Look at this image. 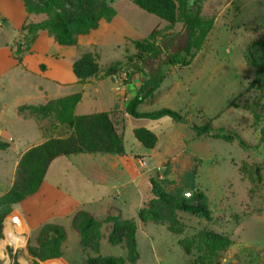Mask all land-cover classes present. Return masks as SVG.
Masks as SVG:
<instances>
[{
    "label": "rangeland",
    "instance_id": "obj_1",
    "mask_svg": "<svg viewBox=\"0 0 264 264\" xmlns=\"http://www.w3.org/2000/svg\"><path fill=\"white\" fill-rule=\"evenodd\" d=\"M106 4L112 6L118 15L126 18L127 23L132 22L133 30L128 24L126 27L131 30L130 34L134 38H145L151 30H158L159 35L155 40L159 44L160 35L175 33L181 28L180 22L171 25L144 11L130 0H106ZM199 4L200 15L211 18L213 27L203 45L195 50L196 58L184 69L186 71L182 76L189 73L191 81L180 88L182 90L178 93L175 87L169 92L160 93L151 101L143 103L140 110L151 111L169 107L180 111L188 119L185 127L190 126L192 122L202 124L210 120L214 127H223L236 132L243 141L251 145V148L242 146L238 139L227 142L210 135L193 137L204 149V160L201 161L196 176L188 174L189 171L183 175L177 174V184L169 181L166 186L176 195H184V192H181L184 189L190 190L189 196L184 195L186 198L195 190L203 191L207 197L211 218L206 220L197 215L177 211V219L182 228L180 234L169 232L167 224L163 222L149 220L140 223L136 217L137 193L134 189L131 192V189L127 188L130 193L118 198L119 200L115 202V210L121 213V217L132 218L136 222V247L139 258L134 263L127 261L124 244L112 245L106 241L108 226L105 223L101 225L102 236L98 251L99 255L124 258V264H194L195 251L184 252L179 246V241H188L201 230H212L230 238L231 243L218 264H264V108L262 107L264 92L257 88L245 91L247 82L254 76V68L246 63L243 57L246 46L256 37L264 35V0H199ZM115 28H119L118 24H115ZM181 42L180 38H176L171 50L179 49ZM113 43V48L101 46L100 43L88 47L91 52L95 50L94 53H98V64L102 71L110 66L117 71V76H120V73L126 69H142L138 66L141 64L144 70L156 69L159 66L160 71L166 74L173 66L169 63H159L151 54H145L143 59H138L131 39L122 43L119 41ZM162 56L165 57L163 54ZM124 76L126 77L125 74ZM121 81L124 82V79L121 78ZM117 85L121 87V84H117L113 78L105 83L107 96L102 103L103 108L112 105L111 97L121 96V90L118 87L114 88ZM110 86L112 89H109ZM68 88L76 91L80 87L67 86L62 88L60 93H68L70 91ZM83 91L84 98L76 112L92 113L98 110L101 105L94 103L91 98L92 90L86 87ZM9 95V92L5 93L2 100H8ZM192 96L194 99L188 101ZM234 97H236L235 104L239 105L236 108L228 106L229 101ZM122 100L119 98L117 104L123 103ZM126 102L127 100L123 104ZM245 102L260 103V107L253 111L245 110L242 108ZM127 119L133 121V124L137 122L144 126L154 123L153 128L157 132L162 131L168 124L176 123L169 117H163L161 122L136 119L131 116ZM188 129L190 132L193 131L191 127ZM185 136L187 137V135L183 137ZM123 141L127 152L142 154L144 147L133 134L126 133ZM197 148L203 150L201 147ZM148 154H145L148 165L154 164L158 158ZM78 164L79 161L76 159L59 156L47 173V180L51 182L53 188L55 187V194L61 200L57 210L67 213L70 212L69 210L73 212L85 210L92 212L99 220L102 216L97 211L101 208L100 203L87 201L90 195L97 192L88 182L85 174L80 171ZM149 166L142 168L137 163L134 165L135 173L144 171L146 175V178L140 181V188L146 196L143 204L152 196L148 179L161 181L163 175V164L151 168ZM255 166L259 168L260 182L252 177ZM10 176L9 163L4 170L0 169V178L6 184ZM105 190L101 188L99 192ZM42 206L33 209V212H37L36 217L32 215L28 217L27 242L25 247L15 251L13 264H83L87 252L81 249L78 233L71 226L69 216L61 217L55 212L52 213L53 218L49 217L47 222L58 223L66 234L65 244L64 242L62 244V256L39 261L30 255L28 246L36 244V235L44 224L41 219L48 215V210L52 211L51 205L45 211ZM15 212L17 217H20L15 209L9 215ZM10 220L11 218L8 217L6 233L10 227ZM88 253L95 255L94 252Z\"/></svg>",
    "mask_w": 264,
    "mask_h": 264
},
{
    "label": "trees",
    "instance_id": "obj_2",
    "mask_svg": "<svg viewBox=\"0 0 264 264\" xmlns=\"http://www.w3.org/2000/svg\"><path fill=\"white\" fill-rule=\"evenodd\" d=\"M144 11L153 14L173 25L180 22L181 28L175 32L159 36V44L155 37L158 30H151L145 38L132 39L136 57L143 59L151 54L159 63L185 65L195 50L199 49L213 27V20L200 15L199 0H130ZM25 11L32 18L23 23L16 39L10 46L11 54L18 62L22 55L30 50L39 30H46L57 49L77 48L79 37L89 34L99 26L100 20L110 21L116 14L114 8L106 4V0H22ZM40 16V19L36 18ZM35 17V18H33ZM4 20V19H2ZM182 40L181 47L171 50L174 40ZM165 55L164 56H162ZM98 54L86 51L72 62V72L78 82L85 83L88 78L97 76L101 71ZM243 57L254 68V76L247 82L245 91L257 88L264 92V35L253 39L245 48ZM43 67V65H41ZM131 69V68H130ZM137 70V68H132ZM126 69L129 79L133 73ZM103 76L117 75L112 67L103 70ZM165 74L159 66L142 81L135 95L125 104V112L136 119L156 120L169 117L176 122L187 123L188 119L180 111L169 107H161L151 111H140L138 106L159 87ZM240 96V95H238ZM81 93H73L61 98L49 100L38 106H20L19 111L29 110L38 117L52 116L57 122L71 128V133L62 137H52L27 149L20 157L14 179L10 188L0 196V238L2 237L3 220L14 207L31 196L40 188L47 168L59 156L78 153H101L124 155L126 150L123 137L117 132L111 113L98 111L86 114H75L74 107L80 100ZM235 98L229 101V107H238ZM260 103H243L242 108L253 111ZM264 108V103L262 104ZM196 137L210 135L227 142L238 139L239 143L251 148L231 129L214 127L210 120L202 124L190 123ZM134 138L145 148H152L157 137L145 127L133 129ZM9 143L0 139V150L8 148ZM252 177L260 182V173L254 167ZM151 198L137 210L138 221L144 223L152 220L167 224L173 234H180L176 212L182 211L210 220L211 213L207 197L201 190H195L186 198L166 191L158 179L149 178ZM102 223L107 224L106 241L112 245L124 244L126 260L134 263L139 254L136 247V222L132 218H123L118 210L110 208L103 219H96L85 210H78L71 219V226L77 231L79 245L87 252L83 264H124L121 257L99 255ZM66 234L59 224L44 223L36 235V244L28 246V252L39 261L62 256V244ZM231 241L222 233L212 230H201L190 240H180V248L190 253L195 251L194 264H218L222 254ZM88 252H94L95 255ZM0 264L1 260H0Z\"/></svg>",
    "mask_w": 264,
    "mask_h": 264
},
{
    "label": "crops",
    "instance_id": "obj_3",
    "mask_svg": "<svg viewBox=\"0 0 264 264\" xmlns=\"http://www.w3.org/2000/svg\"><path fill=\"white\" fill-rule=\"evenodd\" d=\"M29 18L32 17L25 11L22 0H0V139L9 143L8 148L0 150V169L4 170V167H8L9 163L11 164V176L8 178V182L4 184L0 178V196L10 188L14 179L17 163L21 155L27 149L49 138L62 137L71 133V128L57 122L52 116L38 117L29 110L19 111L18 108L20 106L43 105L49 100L80 92L81 98L76 103L74 112L75 114H86L76 112L77 107L84 98L83 89L86 87L92 90L91 98L94 103L101 105L100 108L94 112L109 111L116 130L122 135L123 139L126 133L133 134V129L141 126L154 132L157 137L154 147H144V149H142V154H131L126 151L124 155L108 153H78L68 155V158L79 161L78 165H80V171L85 174L88 182L94 186L97 192V194L90 195L87 201L100 203L101 208H98L97 211L102 216L99 219H103L110 208H116L115 202L119 200V197L130 193L127 188H130L131 192L135 190L137 193V195H135L136 210L142 206L146 196L140 188V181L145 179L146 175L144 171L135 173L134 165L137 163L138 166H140L137 160L138 158H144L147 167L150 165V168L158 164H163V175L159 182L165 190L170 192L171 189L167 187L169 184L168 182H173V184L176 185L177 174L183 175L185 172L189 171L188 174L191 173V175L196 176L201 161L204 160V149L194 140V132L192 131V133L188 129L190 126L185 127L186 123L176 122L166 125L162 131L157 132L153 128L154 123L144 126L137 122L133 124V121L127 119L129 115L125 112V104L123 103L135 95L142 81L146 79L147 75H149L154 68L144 70L143 65L140 64L138 66L142 69L134 70L129 79L124 76L125 71L120 73L121 77L117 75L116 77H114L115 75L105 77L102 75L103 71L101 70L97 76L88 78L85 83L78 82L72 72V62L83 52L91 51L88 48L90 46L100 43L101 46L113 48V42L116 41L122 43L124 40L141 39L131 36V30L126 27L128 24L130 29L132 28L133 30L132 22L127 23L125 20L126 18L124 19L123 16L118 15L116 12L115 16L110 21L100 20L98 28L87 35L80 36V46L77 48L57 49L52 43L48 32L46 30H39L30 50L24 53L21 60L18 62L13 58L10 46L16 39L19 28ZM36 18L40 19V16ZM115 24H118L119 28H115ZM92 51L94 52L95 50ZM146 55H149V53ZM196 56L197 52H194L187 64H176L171 66L161 80L159 87L151 96L147 97L139 104L138 110H140L143 103L151 101V99L155 98L160 93L169 92L173 90L174 87L176 93L180 92V90H182L180 88L191 81L189 73L182 76L183 72L186 71L184 69L190 66L191 61H193ZM41 65H43V67ZM110 78H113L117 84H121V87L118 85L116 87L113 86L121 90V96L111 97L113 100L112 105L109 106V108H103L102 103L105 102L107 96L105 83ZM121 78L124 79V82L121 81ZM73 85H77L80 88L76 91L68 88L70 90L68 93H60L62 88ZM109 89H112V86H110ZM7 92L10 93L9 99L2 100ZM119 98L123 99V103L120 105L117 104ZM193 99L194 96L188 101ZM162 118L150 121L161 122L160 120H162ZM126 124H128V126H126ZM184 135H187V137L185 136L184 138ZM197 147H201L203 150ZM145 154H148V156L152 154L158 159L154 164L148 165ZM8 157H10L9 160ZM57 158L48 166L44 180L38 191L14 207L19 215L24 218L27 226L29 223L28 217L31 215L36 217L37 212H33V209L40 205H43L44 211L47 210L48 206H52V211L48 210V215L45 216L46 218L44 217L41 219L44 221L43 223H48L47 220L49 217L53 218L52 213L54 212L61 217L63 215H68L71 223L72 216L78 211L75 210L73 212L69 210L70 212L67 213V211L57 210L58 206L61 205V200L55 194V187L53 188L50 184L51 182L47 180V173L52 163L57 160ZM101 188H105L106 190L99 192ZM185 191L190 192L188 189H184L181 192ZM15 213L17 214V212ZM88 213L94 216L92 212L88 211ZM119 214L121 215L120 212ZM17 221L21 223L24 230H27L20 217L17 218ZM22 241L24 240L22 239Z\"/></svg>",
    "mask_w": 264,
    "mask_h": 264
},
{
    "label": "built area",
    "instance_id": "obj_4",
    "mask_svg": "<svg viewBox=\"0 0 264 264\" xmlns=\"http://www.w3.org/2000/svg\"><path fill=\"white\" fill-rule=\"evenodd\" d=\"M140 166L143 168L147 167L146 161L144 158H138L137 159ZM185 196H189L190 193L188 191L184 192ZM10 215L8 214V217ZM7 216L4 218L3 220V229H2V237L0 238V243L3 244L2 246H0V253L2 255H0V260L2 264H13V259H14V254L15 251L17 249H22L23 247H25L26 242H27V231L26 230H22L20 232H18V230L16 229V223L15 221H13V219L10 220V232H12L13 234H19L21 236V238H23L24 242H20L18 244H15L11 241L8 240V234L5 232V227H6V221H7ZM22 221H24L25 226H27V223L25 222L24 218L22 216H20ZM28 227V226H27ZM0 244V245H1ZM9 249V251L7 250Z\"/></svg>",
    "mask_w": 264,
    "mask_h": 264
},
{
    "label": "bare ground",
    "instance_id": "obj_5",
    "mask_svg": "<svg viewBox=\"0 0 264 264\" xmlns=\"http://www.w3.org/2000/svg\"><path fill=\"white\" fill-rule=\"evenodd\" d=\"M11 219H13L14 221H15V223H16V229L18 230V232H20V231H22V230H24L23 229V226L21 225V223H19L18 221H17V215H16V213H13L12 215H10L9 216ZM10 224V223H9ZM17 224H18V226H17ZM9 236H8V240L9 241H11V242H13V243H15V244H17L18 243V239L19 238H21V236L19 235V234H13L12 232H10V229L8 228V233H7ZM20 242H23L22 240H20L19 241V243Z\"/></svg>",
    "mask_w": 264,
    "mask_h": 264
}]
</instances>
